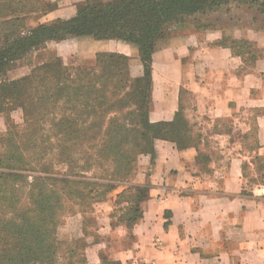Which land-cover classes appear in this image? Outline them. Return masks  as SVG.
I'll list each match as a JSON object with an SVG mask.
<instances>
[{
    "label": "trees",
    "instance_id": "1",
    "mask_svg": "<svg viewBox=\"0 0 264 264\" xmlns=\"http://www.w3.org/2000/svg\"><path fill=\"white\" fill-rule=\"evenodd\" d=\"M233 3H257L264 13V0H84L69 17L29 27L27 14L42 8L40 1L0 0V113L19 108L25 115L21 129L0 134V264H88L85 244L57 236L65 201L91 208L104 200L155 139L178 147L196 141L181 106L173 120L149 119L152 56L185 18ZM67 37L131 43L141 74H129L127 55L97 51L92 66L55 57L23 77H3L15 60ZM133 189L118 194L133 202L130 222L143 195Z\"/></svg>",
    "mask_w": 264,
    "mask_h": 264
},
{
    "label": "crops",
    "instance_id": "2",
    "mask_svg": "<svg viewBox=\"0 0 264 264\" xmlns=\"http://www.w3.org/2000/svg\"><path fill=\"white\" fill-rule=\"evenodd\" d=\"M70 1L69 16L83 0ZM57 11L48 17H64ZM225 35L247 40L253 49L243 54L232 42L214 44ZM84 39L87 57L97 51L138 57L133 44L119 39L76 37L70 44L83 52ZM186 90L209 122L228 126L213 132L202 127L196 141L184 147L155 139L127 180L92 204L90 235L84 212H78L88 264H264V175L256 182L247 175L259 174L256 160L264 159V13L247 7L242 26L201 32L177 26L159 40L152 56L149 119L173 120L187 104ZM5 128L0 114V133ZM247 183L253 184L248 190ZM135 186L143 195L130 222L126 208L133 202L117 211L116 199Z\"/></svg>",
    "mask_w": 264,
    "mask_h": 264
},
{
    "label": "rangeland",
    "instance_id": "3",
    "mask_svg": "<svg viewBox=\"0 0 264 264\" xmlns=\"http://www.w3.org/2000/svg\"><path fill=\"white\" fill-rule=\"evenodd\" d=\"M35 1V0H30ZM40 4L44 5L42 8L30 12L27 14V25L29 27L35 26L37 23H48L54 19L49 18V14L53 11H57L58 14L64 16L61 18H66L70 15L71 7H73V3L70 0H38ZM84 1V0H83ZM81 1V2H83ZM81 2H78L77 5ZM247 7L253 8L255 10L257 8V3L248 5H235L234 3L231 5H226L219 8L217 11L208 12L206 14H197L188 18H185L179 26L195 29L198 32H201L203 29L208 28H226L229 29L233 26H242L246 23V9ZM75 13V12H74ZM173 34L171 32L169 35ZM72 38L76 37H67L63 40L68 41H50L47 45L43 48H39L37 50L31 51L28 54L24 55L23 57L15 60L12 66L4 73L3 77L9 80L17 79L23 77L30 73L31 69L34 68L35 65H38L42 62L49 61L55 57H59L62 62L67 66H92L94 64L95 54L92 56L87 57L84 53L83 44L86 43L82 41L81 47L83 52L79 49L76 50L70 44H73ZM239 43L236 40H233L230 36L225 35L222 39H219L214 44L215 45H224L230 42L236 44L239 53H245L247 50H252V46L248 44L245 40L241 39ZM62 41V42H61ZM61 42V43H60ZM240 48V49H239ZM138 52V51H137ZM129 62V74L133 77L139 76L142 71V64L138 57L134 58L133 56H127ZM186 95V102L185 106H181V115L184 125H186L188 129V133L196 140L198 137L197 135L201 134L198 132L200 129L205 128L207 132H213L216 130H220L228 126L226 121H217V122H209V117L206 114L199 113L197 111V107L195 105L194 97L190 91H185ZM0 114H3L6 119V128L10 126H15L17 129H21V125L25 119V115L22 110L14 109V110H5L2 111ZM202 119L200 120V118ZM204 120H208L205 121ZM5 130L3 132H5ZM2 132V133H3ZM0 133V134H2ZM257 163L259 165L258 173H251L248 171L247 175L251 182H256L261 179V176L264 175V159L257 158ZM253 184L247 183L246 190L252 187ZM245 190V192H246ZM129 194L134 192L133 188H129L127 190ZM109 193V192H108ZM124 197H117L116 199V207L117 211H123V208L126 207L124 204ZM84 212V220L83 223L85 225V230L90 235L93 232V225H94V216H93V206L87 207L85 205H79L73 203V201H65V209L63 210L61 216L58 219V228H57V236L63 241L69 240H77L79 244H86L84 239H81L78 235L77 227L79 225V218L78 212ZM101 264H111L108 260H104Z\"/></svg>",
    "mask_w": 264,
    "mask_h": 264
},
{
    "label": "built area",
    "instance_id": "4",
    "mask_svg": "<svg viewBox=\"0 0 264 264\" xmlns=\"http://www.w3.org/2000/svg\"><path fill=\"white\" fill-rule=\"evenodd\" d=\"M137 264H154V263H152V262H139Z\"/></svg>",
    "mask_w": 264,
    "mask_h": 264
}]
</instances>
